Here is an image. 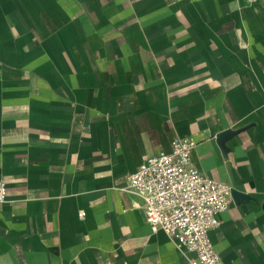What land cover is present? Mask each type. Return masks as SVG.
Listing matches in <instances>:
<instances>
[{
	"label": "crops",
	"instance_id": "1",
	"mask_svg": "<svg viewBox=\"0 0 264 264\" xmlns=\"http://www.w3.org/2000/svg\"><path fill=\"white\" fill-rule=\"evenodd\" d=\"M177 135L264 264V0H0V264H192L126 189Z\"/></svg>",
	"mask_w": 264,
	"mask_h": 264
},
{
	"label": "built area",
	"instance_id": "2",
	"mask_svg": "<svg viewBox=\"0 0 264 264\" xmlns=\"http://www.w3.org/2000/svg\"><path fill=\"white\" fill-rule=\"evenodd\" d=\"M196 145L192 136H175L168 153L146 157L128 175L126 189L142 199L152 231L164 230L179 247L195 252L192 264H227L209 232L220 224L218 214L229 208L232 186L193 164ZM7 196V184L0 179V202Z\"/></svg>",
	"mask_w": 264,
	"mask_h": 264
}]
</instances>
